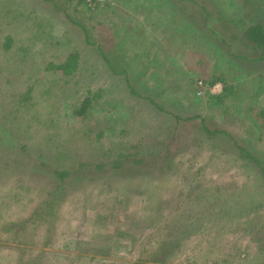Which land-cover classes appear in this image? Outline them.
Segmentation results:
<instances>
[{
  "label": "rangeland",
  "instance_id": "obj_1",
  "mask_svg": "<svg viewBox=\"0 0 264 264\" xmlns=\"http://www.w3.org/2000/svg\"><path fill=\"white\" fill-rule=\"evenodd\" d=\"M97 4L0 0V264H264V172L246 155L264 165V61L242 40L264 0ZM74 51V74L49 66ZM127 153L173 166L107 169ZM84 161L106 166L66 178L41 217L50 169Z\"/></svg>",
  "mask_w": 264,
  "mask_h": 264
},
{
  "label": "trees",
  "instance_id": "obj_2",
  "mask_svg": "<svg viewBox=\"0 0 264 264\" xmlns=\"http://www.w3.org/2000/svg\"><path fill=\"white\" fill-rule=\"evenodd\" d=\"M83 2H84V0H78V3H83ZM93 4L98 5L97 2H95V1L93 2ZM205 15H206L205 16L206 18L210 17V13H208V12L207 13L205 12ZM243 37L244 38L242 40H245L244 42L247 44V46H249L250 49H253L258 54V56L255 59L264 61V25L261 23H254V24L249 25L245 29ZM8 42H9V38H7V40H6V45L8 44ZM104 58L106 59L107 57L104 55ZM106 62L109 65L110 69H112V65L110 64V62L107 59H106ZM78 64H79V55L77 54L76 51H74V52L69 53L67 55L66 59L64 61H62L61 63H59V64L49 63V66H51L52 68H56V70L61 71L64 75L70 76L77 71ZM113 71L124 73V70H122V69H119V70L116 69ZM91 100H92L91 96H88V95L85 96L81 100L79 106L73 110V115L76 117L78 116V117H82V118L88 117V110H89L90 106L91 107L93 106V105H91ZM171 136L167 137V139H169ZM173 143H175V140H172V142L170 140L168 142L165 141L164 148H165V151H167L166 155H165L166 157L169 154H172L174 152V150L176 149L175 144H173ZM246 155H248V157L250 159H252L254 162H256L257 164H255V165L259 166L261 168V170L264 172V165L260 164V162L257 160V158H255L254 156L252 157L247 153H246ZM165 156H164V158H165ZM127 162H129V163L125 164ZM111 163H113V164L112 165L110 164L109 168H107V169H112V167L115 168L116 174H120L118 172H121V171H123V169H126L127 171H130L129 175H134V177L143 176V175H152V174H153V176L166 175L168 173V171L170 169H172V166H173V164H139V159L134 158V159L130 160L128 157V153L124 154V155L121 154V155L117 156V158H115ZM77 164H78L77 167L74 168V170L71 172L60 170L59 167H61L62 164L50 169L49 173H52V175L57 176L59 184L57 183V181H54L55 190L53 192H51L53 194V197L50 200H48L47 202L43 203V204H45V206L43 204H41L40 213H39V215L41 217L46 216V215L54 216V215H52V213L55 212V208H56L55 206H57V204H58L57 200L61 196V194H58V190L61 189L66 178L71 177L72 174L74 175L78 172L87 173V172H85L86 170L88 171V175H90V173L93 171L94 172L103 171L104 167L106 166V164L102 163V162L98 163V164H92L90 161H84V162L77 163ZM127 165H129V166H127ZM81 168H83V169L87 168V169H85L83 171ZM152 170H153V173H152ZM116 174L111 176V179ZM77 176H79V177H77ZM77 176H76V180L83 179L80 177V176H82L81 174L78 173ZM123 176H125V175H123ZM76 180H74V181H76ZM71 183L73 185L72 180H71ZM14 226H15L14 224H7L6 229L7 230L12 229ZM180 229L185 231V229L182 227V225H181ZM180 238H181V233L179 234L178 238L176 237L173 240L169 236V240L175 242L174 245L177 244V242H179ZM166 244H168V240H167ZM166 244L159 246V248L153 250V255H155L157 257V258H153V260L162 262L166 259V257L168 256L167 252L164 251Z\"/></svg>",
  "mask_w": 264,
  "mask_h": 264
},
{
  "label": "built area",
  "instance_id": "obj_3",
  "mask_svg": "<svg viewBox=\"0 0 264 264\" xmlns=\"http://www.w3.org/2000/svg\"><path fill=\"white\" fill-rule=\"evenodd\" d=\"M88 1H90V2H91V1H92V2H94V1H95V2H99V1H103V0H88ZM199 83L201 84V82H199ZM214 87H218V85H215Z\"/></svg>",
  "mask_w": 264,
  "mask_h": 264
},
{
  "label": "crops",
  "instance_id": "obj_4",
  "mask_svg": "<svg viewBox=\"0 0 264 264\" xmlns=\"http://www.w3.org/2000/svg\"><path fill=\"white\" fill-rule=\"evenodd\" d=\"M141 18V17H140ZM139 20H141V19H139Z\"/></svg>",
  "mask_w": 264,
  "mask_h": 264
}]
</instances>
